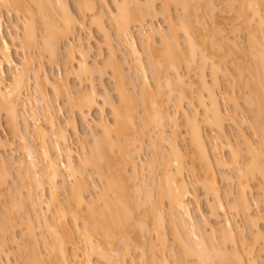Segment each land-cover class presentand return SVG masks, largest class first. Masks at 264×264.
I'll return each mask as SVG.
<instances>
[{"label": "bare ground", "instance_id": "1", "mask_svg": "<svg viewBox=\"0 0 264 264\" xmlns=\"http://www.w3.org/2000/svg\"><path fill=\"white\" fill-rule=\"evenodd\" d=\"M154 1L157 0H112L114 9L108 12V22L114 28L115 36L123 37L129 55L122 52L123 61L116 60L115 47L111 43L107 59L98 68L96 59L91 65L86 61L87 57H83L89 49L76 31L85 28L88 15L91 17L89 25L104 33V38L108 39L105 42L114 41L103 24L107 0H77V12L71 9L67 0H0L1 8L17 7L24 19L20 42V36L15 35L21 50V61L17 63L11 56V43L3 36L0 10V112L14 129L13 134L16 132L17 151L20 155L23 153V157L19 156L20 159L14 162L1 156L0 186L13 176L12 168L17 166L15 170L19 176L15 173L12 183H20L25 177L27 181L32 180L30 184H35L34 188L33 185L30 187L22 179L27 185L20 187L17 184V187L13 184L18 188L16 194L15 188L11 194L7 192L10 197L0 192V198L8 199L3 207L10 201L7 205L12 209L9 206L4 207L7 210L3 208L7 215H12L11 210L16 209L17 203L21 206V201L24 202L21 207H27L17 206L20 209L13 211L16 218L23 219L20 221L24 230L20 234L22 243L17 245L15 235L9 230L13 231L15 226L11 223L18 225V221L10 219L9 215L6 217L5 213L2 214L5 217H0V257H7L10 252L4 250L7 244H21L17 251L28 257L26 264H125L127 255L130 256L129 264H260L258 257L261 258L259 254L264 251L258 253L261 248L256 246L261 241L260 246L264 249V232L257 223L264 222V211L261 215V211L257 213L253 209L261 204L259 202H264V0H222L225 5L221 9L215 4L216 0H159V8L155 7ZM193 4L198 6L193 8ZM171 5L177 9L176 19L171 16ZM226 9L232 14V21L242 19L243 27L248 28L247 44L253 52L254 63H246L241 58L249 64L248 68L232 47L236 43L231 44L233 41L228 36L221 35V13ZM159 12L166 28L144 21L146 16L152 18ZM36 14L41 18L40 23ZM205 18L210 19L207 20L212 25L210 28ZM195 24L200 26L193 28ZM132 27L137 30L141 50L145 52L144 61L136 47ZM37 34L40 35L38 48L35 46ZM155 35L159 36L157 44L153 39ZM62 40L68 41L64 49L69 58L75 53L80 57L72 70L76 78L91 76L95 71L105 74L107 69L111 71L118 95L117 103L110 95L104 98L103 104L110 107L113 123L102 119L95 122L101 131L98 135L88 130L92 136L91 145H88V152L82 150L83 153L77 155L78 164L73 160L68 134L69 129L77 131L73 114L67 117L68 123L65 120L66 123L59 122L57 108L51 105L52 100L49 102L39 82L53 88L52 93L56 95L63 92L67 104L75 103L71 104V109L77 108V112L84 114L82 119L92 107L95 108L97 91L93 83H89V89L81 90V94L78 92L73 97L77 99L75 102L70 101L72 86L61 77L52 76L42 62L35 63V56L31 54L35 46L37 56L47 55L48 63L58 61L63 52ZM227 45L232 49H227ZM223 49L227 52L223 53ZM122 62L128 65L127 69L123 68ZM2 64L10 68L8 81L3 77ZM219 74L222 75L220 80ZM221 79L225 83L223 91L222 87L219 89L223 83ZM32 81L39 87L30 93ZM129 84L140 89L138 96L133 94L134 88ZM236 87H246L251 133L258 136L257 141L247 136L237 120ZM184 101L190 107L188 110L182 105ZM228 103H231L230 109L224 106ZM136 106L141 107L142 114L138 116H135ZM2 125L0 119L1 130ZM227 125L235 127V142L227 136ZM145 137L148 140L146 146L152 150L146 161L138 157L145 147ZM220 137L225 138L219 140ZM161 143L165 147L162 148ZM6 145H10L8 139L0 134V147ZM224 148L228 149L226 158L222 155ZM89 166L100 184L91 174L87 176L85 170ZM146 173L148 176L144 177ZM15 177L20 178V182L14 181ZM233 179L234 192L225 188ZM222 181L225 189L220 188ZM199 183L206 197H210L206 206L208 214L216 220L214 225L209 226L204 220L201 227L192 215V208L199 209V199L194 191L195 184ZM45 185L48 186L47 194L42 192ZM38 188L40 191L36 192ZM254 188L259 194L253 197L255 199L252 198ZM84 190L89 197L84 196ZM232 193L235 195L231 196ZM230 197H233L231 202L222 201ZM81 207L86 210V217L82 215ZM17 212L21 216L18 217ZM228 212L240 214L244 221L242 226L235 225ZM166 215L171 226L168 225L171 240L167 234ZM37 229L45 230L49 237L40 238L47 256L41 257L38 250ZM147 234L152 236L149 242ZM132 250L137 254L131 255ZM92 255L96 256L95 262L90 260Z\"/></svg>", "mask_w": 264, "mask_h": 264}, {"label": "rangeland", "instance_id": "2", "mask_svg": "<svg viewBox=\"0 0 264 264\" xmlns=\"http://www.w3.org/2000/svg\"><path fill=\"white\" fill-rule=\"evenodd\" d=\"M67 1H69L68 3H70L69 4V6L71 7V9H73V11L74 12H77V10H76V6H75V3H76V1L77 0H67ZM144 0H142V2H143ZM225 1V0H224ZM112 0H107V7H105L104 8V16H103V24L105 25V27L106 28H108L109 29V31H108V29H107V31L109 32V35H111L110 36V38L112 37V39H113V37H114V41L112 40L110 43H108V41H107V43L105 42V40L107 39H105L104 37V33L102 32H100V30L98 31L97 29H96V26H94V25H89L90 24V22H89V20H90V16H86L85 17V21H86V24H85V28L83 29H81V30H77L76 31V35L78 36V37H80V39H82L83 40V42H84V44H86V46L88 47V51H87V53H86V56H84L85 55V53H84V55H83V57L85 58V57H87V58H85L86 59V61L89 63V64H91V65H94L93 63H94V61L93 60H95L96 59V62H98V63H96V66H98V68H99V66L101 67L102 65H103V61H105V59H107V56L109 55L108 53H109V49H110V46L112 47V45H114L113 46V48L115 47V59L116 60H121V61H123V58H125L124 56H122V52H124V54H128L129 55V53L127 52V48H126V46H125V43H124V40H123V37L121 36V38H120V36L119 37H116L117 35L116 34H114V32L115 31H113L114 30V28L110 25V23L108 22L109 21V19H108V12H109V10H112V8H113V5H112ZM141 2V1H140ZM155 3V7H157V8H159V6H160V1L159 0H157V1H154ZM194 4L196 3V2H193ZM237 4H238V2H236ZM236 3H234V6L235 7H237V4ZM194 4H193V8L194 7H197V6H194ZM197 4V3H196ZM215 4H217V7L219 6V8L221 9L222 7H224V5H225V3L224 2H222V0H216L215 1ZM15 6V5H14ZM14 6H12V7H14ZM173 5H171L170 7V13H171V16L172 17H174V19H176L175 18V16H177V14H176V10L177 9H175V7L173 6ZM11 7V8H12ZM1 8V7H0ZM156 8V9H157ZM17 7H14V9L12 8V9H7V7H2L0 10H1V14H2V19H3V28H2V32H3V36L8 40V42H10L11 43V56H12V58L14 59V61L15 62H17V63H19V61H21L20 60V58H21V50H20V48H19V45H18V39H19V42H20V40H21V36H20V33H21V31H22V22L24 21V19H23V17H22V14H21V12H18L17 10ZM114 9V8H113ZM200 11H202L201 9H199ZM227 10V9H226ZM55 11H57L56 9H55ZM59 11V10H58ZM229 11V9L227 10V11H223L221 14H222V17H223V22H221V24H220V26L223 28V32L221 33V35H223V36H228L229 38H230V41H233V42H230L231 44L232 43H236L234 46H232V47H235V48H233V49H235V52H239L238 54H240L241 56H240V59L241 58H243L245 61H246V63L248 62V63H250V64H252V63H254V55H253V52H252V50H250L249 48H248V44H247V35H248V28L247 29H245L244 27H243V25L244 24H242L241 23V21H242V19H240V20H236V19H234L233 21L230 19L231 18V16H232V14L230 13V12H228ZM202 13H203V11H202ZM204 13H205V11H204ZM55 14H57V13H55ZM37 15V14H36ZM201 15H204V14H201ZM57 16V15H56ZM200 16V15H199ZM207 15H205V17H206ZM36 17V16H35ZM147 17V16H146ZM145 17V19L146 20H144L145 22L147 21V24L149 25V24H154L155 26L157 25V26H162L163 28H166L165 27V25H166V22L164 21V18H163V15L159 12V13H157L154 17H152V18H149V17H147L146 18ZM37 18H39V16L37 15ZM192 18V17H191ZM202 18L204 19V16H202ZM193 19V18H192ZM206 19V21L209 19H207V18H205ZM239 19V18H238ZM236 20V21H235ZM40 21H41V18H39V23H40ZM143 21V22H144ZM205 21V22H206ZM208 21H210V19L208 20ZM206 22L207 24H208V26L207 27H209L210 28V25H209V23L210 22ZM144 22V23H145ZM243 22V21H242ZM206 24V25H207ZM40 25L41 24H39L38 25V28L40 27ZM197 24H195V25H193V28H194V26H196ZM233 25H235V27L233 26ZM133 26H136V24L134 23L133 24ZM200 26V25H199ZM198 25L195 27V28H197V27H199ZM212 26V25H211ZM245 26V25H244ZM137 27V26H136ZM132 28H134L135 29V27H132ZM132 28H131V31H132ZM137 30L135 29V30H133L132 32H133V36L135 37V39H136V47H137V49L139 50L140 49V51H141V53L143 54H141V56H142V58L144 57L145 58V56H144V54H145V52H144V50H143V52H142V45H140L141 43L139 42L140 40L138 39V35H137V32H136ZM264 31V30H263ZM38 33L40 34V31H38ZM113 34V36H112V34ZM196 33V32H195ZM39 34H37V40H36V44L37 45H35L36 46V48H38V42H40V35ZM103 34V35H102ZM15 35H17V36H20L19 38H15L16 36ZM116 35V36H115ZM263 37H264V32H263ZM156 38V39H155ZM159 36L157 37V35H155L154 37H153V39H154V42H156V44L157 43H159ZM72 39H74V38H70L69 40H72ZM180 39H181V37H180ZM264 39V38H263ZM75 40V39H74ZM108 40V39H107ZM67 43H68V41L67 40H62L61 42H60V47H63L62 48V50H63V52L61 51V55H59V57H58V61L56 62V61H54V62H52V63H48V58H47V55H45V54H43V56H37V54H38V50L35 48V46L33 47L34 48V50H33V48H32V52H31V54L33 55V56H35L34 58H35V63H37V62H42L43 63V66H44V68L52 75V76H59V77H61L64 81H66V82H68L71 86H72V89H73V94H72V98L70 99V101L73 99L74 100V96H76L77 94H78V92L80 93L81 92V90H84V89H89V83H93V85H94V87H95V90L97 91V104H95L94 106H95V108L94 107H92L91 109H90V111H88V113L86 112L87 110H85L84 111V113H87V116H86V114H85V119H82L81 117H83L84 116V114H80V112L78 113L77 112V108H73V109H71V106L72 105H75V103L73 104V102L72 103H70V105L69 104H67V101H66V99H65V97L66 96H64V94H63V92H61V94H58V95H56L55 93H52V90H53V92H54V89L52 88V90L50 89V86L48 87L47 85H43V83L40 81L39 82V86L41 85L43 88H40L41 90H42V92L45 94V95H47V98H49L48 100H49V102L52 100V104L51 105H53L54 104V107L55 108H57V110H55L58 114H56V118L58 119V121L59 122H64V120L67 122V117H69V115H72V117H74V121H75V124H77V126H76V129H77V131L76 132H72V131H70L71 129H67L68 130V134H69V142H70V145H71V147H72V149H73V160H74V162H75V164H78L77 162H78V160L76 159L77 158V155L78 154H80V153H83L84 151V153H86V151L88 152V149H89V147H88V145H91L90 143V141H92L91 140V135H90V133H88V130L90 129L91 131H89V132H91V134H100L101 133V131H99L98 129L99 128H97L96 126H95V122H97V121H99L100 119H102V120H104V121H107L108 123L110 122L111 124L113 123V116H112V113H111V110H110V107H108V105L107 104H103L104 103V98L106 97V96H109V97H111V99L113 100V101H115V103H117L118 101H117V99H118V95L116 94V92H115V90H114V85H115V82L113 81L114 79L112 78V75H110L111 74V71H108L106 68V70L104 71V72H106L105 74L103 73V71L100 73H98V72H94V74L92 73V75L91 76H85V77H83V76H81V77H83V78H79V77H77L76 78V75H75V73H73V69H74V66H75V61H76V59L78 60V57H79V55L77 54V53H75V54H77V55H75V54H73V55H71L72 56V58H69V56H67L68 54H67V52H65V46L67 45ZM111 43H113L112 45H110ZM108 44V45H107ZM230 45V44H229ZM243 45H245V48H243L244 46ZM109 48H108V47ZM141 47V48H140ZM227 47H228V45H227ZM230 47V46H229ZM229 47L227 48V49H229ZM232 47H230L231 49H232ZM226 48V47H225ZM244 49H246L245 51H244ZM139 51V52H140ZM233 51V50H232ZM244 51V52H243ZM66 54H65V53ZM223 53L224 52H227V50H225V49H223V51H222ZM218 53V52H217ZM233 53V52H232ZM126 54V55H127ZM228 55L230 54V56H231V52H228L227 53ZM237 54V53H236ZM237 54V55H238ZM127 55V56H128ZM235 55V54H234ZM237 55H235V56H237ZM75 56V58H73ZM231 57H233V55L231 56ZM230 57V58H231ZM239 57V56H238ZM144 58H143V61H144ZM79 59H80V57H79ZM146 59V58H145ZM226 59H228V57L226 58ZM125 61L127 60V58L126 59H124ZM242 60V59H241ZM93 61V62H92ZM244 61V62H245ZM242 62H243V60H242ZM243 62V63H244ZM125 63V62H124ZM246 63H244V64H246ZM122 64H123V62H122ZM127 64H128V61H127ZM130 64H131V62H130ZM247 66V68L249 67V64H246ZM251 66V65H250ZM126 68L127 69V67H128V65H124L123 64V68ZM76 68V67H75ZM124 68V69H125ZM245 68V67H244ZM101 69V68H100ZM102 69H103V67H102ZM183 67H182V69H181V71H183ZM1 70H2V72H3V77H4V79H5V81L7 80L8 81V79H9V73L11 72L10 71V68L6 65V64H2V67H1ZM73 70V71H72ZM110 70V69H109ZM126 71V70H125ZM128 71V70H127ZM148 71V70H147ZM150 71V70H149ZM148 71V72H149ZM246 71V70H245ZM245 71H244V73H245ZM148 72H147V75H150L151 74V72H149L150 74H148ZM248 72V71H247ZM246 72V73H247ZM221 74H219L218 76H220ZM244 75H246V74H244ZM151 77V76H150ZM149 76H148V80L149 81H151V78H150ZM209 76H207L206 78H207V80L209 79L208 78ZM246 77H247V75H246ZM245 77V78H246ZM80 79V81H79V79ZM150 78V79H149ZM220 78H222V75H221V77H219V80H220ZM138 82H137V84L139 83V80H137ZM209 81V80H208ZM221 81H222V79H221ZM223 82V81H222ZM41 83V84H40ZM151 83H152V81H151ZM219 83H221V82H219ZM224 83V82H223ZM223 83H221V86H220V88L219 89H221V87H222V91L224 90V88H223V86L222 85H225V83L223 84ZM130 86H132V84H129ZM128 85V86H129ZM31 86V87H30ZM29 87V92L30 93H32L33 91L32 90H34V88L37 90V88L39 87H35V84H33V81H32V84L30 85ZM40 86V87H41ZM128 87V89L130 88V90H131V87ZM137 86V85H136ZM139 86H140V83H139ZM133 87V86H132ZM134 88V87H133ZM246 87H236L235 88V90H234V94H235V96H236V98H237V101H238V105H239V109H238V112H237V120L239 121V123H240V125L244 128V130H245V133L247 134V136H250V138H252L253 139V141H257V140H255V139H257L258 138V136H255L254 137V135H252L253 133H251V130H252V128L250 127V122H251V119H250V117H251V113L249 112V108H250V106L248 105V104H246ZM137 89H138V91H137ZM137 89H136V87L134 88V89H132L133 91V94H136L137 95V93L139 92V88L137 87ZM129 90V91H130ZM220 90V91H221ZM32 91V92H31ZM58 91V90H57ZM56 92V91H55ZM131 92V91H130ZM248 92V91H247ZM57 93H59V92H57ZM83 93V92H82ZM55 94V95H54ZM81 94V93H80ZM256 94V93H255ZM138 95H139V93H138ZM137 95V96H138ZM136 97V96H135ZM67 98V97H66ZM76 98V97H75ZM139 98V97H138ZM51 99V100H50ZM67 100H69V99H67ZM75 100H77V99H75ZM75 100H74V102H75ZM139 101V100H138ZM72 104V105H71ZM187 103H185V101L184 102H182V105L184 106V108L185 109H187L188 110V105H186ZM60 106V108H58L59 106ZM98 107H97V106ZM107 105V106H106ZM26 106H28V103L26 104ZM70 106V107H69ZM224 106H226L227 108H229L230 109V107H231V103L229 104L228 103V105L226 104V105H224ZM249 106V107H248ZM74 107V106H73ZM137 107V106H136ZM190 108V107H189ZM54 109V108H53ZM58 109H59V112H58ZM140 110H141V107H137V110H135V116H138V115H140V114H142L141 112H140ZM190 110V109H189ZM251 110V109H250ZM54 111V112H55ZM2 112V111H1ZM0 112V119H1V122H2V130L0 131L1 133V135L5 138V139H8V144H10V145H6V146H2V147H0V160H1V156H2V158L4 157L6 160H8V158H11V159H9L10 161L11 160H13L12 162H14V160H16L17 158H19L20 159V157L19 156H22L23 155V153L21 152V155H20V151L18 152L17 151V147L19 146V140H18V138H15V133L13 134V128H11L10 127V125L9 124H7L8 122H7V120H6V118H5V114L3 115V112L1 113ZM55 112V113H56ZM2 117V118H1ZM72 117L70 116V119H72ZM84 118V117H83ZM67 119V120H66ZM31 120V119H30ZM43 120H41V122H42ZM70 121V120H69ZM182 120L181 119H179V122H181ZM261 121H262V119H261ZM62 122V123H63ZM66 122H64V123H66ZM31 123V122H30ZM43 123V122H42ZM68 123V122H67ZM109 123V124H110ZM180 126H183V125H181V123H180ZM68 127V126H67ZM70 127V126H69ZM68 127V128H69ZM181 129H182V127H181ZM225 131H226V133L228 134L227 136L229 137V140H233L234 141V139L236 138V134H235V127H233L232 125H227L226 127H225ZM212 134H214V135H216L215 133H212ZM94 136V135H93ZM225 137H220L219 138V140H223ZM145 142L146 143H144L145 145V147L142 149V151H141V153L140 154H138L139 156V159H142V158H144V159H142V160H144V161H146V158L149 156V155H151V148L150 147H148V146H146V144H148L147 143V138L145 137ZM84 141V142H83ZM230 141V142H231ZM232 141V142H233ZM231 142V143H232ZM235 142V141H234ZM163 143V142H162ZM161 143V144H162ZM160 144V145H161ZM164 145V146H163ZM37 147V146H36ZM88 147V148H87ZM161 147L163 148V147H165V144H162L161 145ZM12 148H14V150H12ZM83 148V149H82ZM85 149V150H84ZM12 150V151H11ZM82 150H83V152H82ZM228 149H226V148H224V149H222V155L223 156H225V158L226 157H228L229 156V154H228V151H227ZM6 156V157H5ZM23 157V156H22ZM21 157V158H22ZM13 158V159H12ZM148 158H150V157H148ZM148 160V159H147ZM2 161V160H1ZM16 162V161H15ZM17 166V165H16ZM18 167V166H17ZM17 167L15 168H10L12 171H11V173H12V175L13 176H11V175H8V176H11L10 178L8 177H6L7 179H6V182L4 183L5 185L2 187V186H0V192H1V194L2 195H4L3 193H7V192H10V194H11V192H13V191H11V190H13L14 188H15V190L16 189H18L17 187V184L21 187V184H24L23 185V187L25 186V185H27V184H25L26 182H31V181H27V179H24V178H22V179H24L25 181L23 182V180L21 179L20 181H19V179L17 178L18 176H19V174L17 173V171L15 170V169H17ZM105 166H103V168H104ZM87 168H88V170H87ZM86 168V170H85V172L87 173V176H89L90 174V176L92 177L93 176V179H95L96 180V176L94 175V173L92 174V172H94V171H92L90 168H92V167H87ZM16 172H15V171ZM14 171V172H13ZM9 172H10V170H9ZM145 172V171H144ZM198 172H200V170H198ZM10 173V174H11ZM15 173L17 174V177H15L16 178V180H14V181H18V182H20V183H12L13 181H12V177H14V175H15ZM89 174V175H88ZM23 174H21L20 176H22ZM145 176L144 177H146V175H147V173L146 174H144ZM148 176V175H147ZM27 177V176H26ZM89 178V179H92V178ZM96 177V178H95ZM29 178V177H28ZM148 178V177H147ZM235 178V177H234ZM18 179V180H17ZM98 180V179H97ZM96 180V181H97ZM235 179H233L232 180V184L230 183V182H228V184L230 183V185H229V187H228V184H227V186L225 185V183L222 181L219 185L221 186L220 188L221 189H225V188H227V189H229V188H231V190H233V192H234V189H236L235 188V186L233 187V182H235L234 181ZM8 181V182H7ZM71 181V180H70ZM69 181V182H70ZM91 181V180H90ZM23 182V183H22ZM95 182V181H94ZM100 182L101 181H97V183L98 184H100ZM97 183H95L96 185H97ZM7 184V185H6ZM13 184L14 185H16L17 187H13ZM30 184V183H29ZM34 184V183H33ZM32 183L29 185L30 187H32V185H33ZM58 184V183H57ZM69 184H71V183H69ZM102 184V183H101ZM35 185V184H34ZM34 185H33V188H34ZM196 186H194V191H195V194L197 195V197H198V199H199V203H198V207H199V209L198 208H192V215H193V217H194V220L196 221V222H198V223H200L199 225L202 227V222L204 221V220H207V222H209L208 223V225L210 226L211 224H213L214 225V223H215V218H213V216H210L209 214H208V207L206 206L207 205V198H210L209 196H207L206 197V195L204 194V190H203V187L200 185V183L199 184H195ZM223 185V186H222ZM100 186V185H99ZM226 186V187H225ZM22 187V188H23ZM27 187V186H26ZM26 187L24 188V189H26ZM225 187V188H224ZM13 188V189H12ZM29 188V187H28ZM46 188V189H45ZM23 189V190H24ZM36 189V188H35ZM47 189H48V186L46 187V185L44 186V188H43V190L44 191H42L43 192V194L44 193H46L47 192ZM14 190V194H16V192H17V190L15 191ZM23 190H20L19 192H23ZM90 190H91V192H93L92 191V189L90 188ZM254 192H253V194L254 195H252V198L253 197H255V196H257V194L258 193H256L257 191V189L256 188H254ZM36 191V190H35ZM40 190H39V188H38V191H36V192H39ZM87 191L88 192H90L89 191V189H87ZM3 192V193H2ZM84 192V196H87V197H89L88 195H90L88 192H85V190L83 191ZM90 192V193H91ZM131 192H133V191H131ZM131 192H130V194H131ZM48 193V192H47ZM46 193V194H47ZM87 193V194H86ZM134 193V192H133ZM154 193H155V190H154ZM8 194V193H7ZM6 194V196H8L9 195V197H10V194H8L7 195ZM18 194V193H17ZM25 193L23 192V195H24ZM45 194V195H46ZM60 194H61V197H65L64 196V194L62 195V192H61V190H60ZM1 195V196H2ZM232 195H235V194H231V196ZM5 196V195H4ZM258 196H259V194H258ZM257 196V197H258ZM59 197H60V195H59ZM60 197V200H62V201H64L62 198ZM87 197H85L86 199H87ZM224 197V196H223ZM8 198V197H7ZM232 198L233 197H230V198H221L222 199V201L223 202H231L232 201ZM256 198V197H255ZM255 198H253V199H255ZM10 199V198H9ZM65 199V198H64ZM230 199H231V201H230ZM8 200V199H7ZM6 199H5V201H7ZM225 200H227V201H225ZM4 201V197L2 196V198H0V217L1 216H3L2 214H6V210H7V208H4V207H10V205H7V203H9L10 201H8L6 204H5V206L3 207V205H4V203H5V201ZM61 201V202H62ZM65 203H66V201H64ZM21 203V206H22V203H23V205H24V202L23 201H21L20 202ZM63 203V202H62ZM65 203H63V204H65ZM259 203H261V204H257L255 207L256 208H254L253 209V211L254 212H256L257 211V213L258 212H260L261 211V215H262V213H263V211H264V202L262 201V202H259ZM200 204V205H199ZM25 205H27V203L25 204ZM28 205H29V203H28ZM17 206H20V204L18 205V203H17ZM17 206H16V209H20V208H22V209H27V207L25 208L24 206L23 207H21L20 206V208H17ZM30 206V205H29ZM28 206V208H30ZM43 207H44V205H42ZM85 206V205H84ZM164 206L166 207V205L164 204ZM2 207V208H1ZM8 207V208H9ZM193 207V206H192ZM6 209L5 211H4V209ZM11 208V207H10ZM15 208V207H14ZM84 207H81V213H82V215L83 216H87L86 214V210L85 209H83ZM3 209V211L4 212H2L1 210ZM12 209V208H11ZM16 209H14L13 211L15 212V210ZM166 209V208H165ZM9 211V210H8ZM12 210H11V212H10V214L12 213V215H9V217H12V218H10V219H13L14 221H18V225L16 226L14 223H11V224H13V226H15L14 227V229H13V231L12 230H9V228H8V230L11 232V234L12 235H15V238H16V240H17V242H16V245H17V243H22V242H20V238H22V236L20 235L21 234V232H22V230H23V227L21 226L22 224H21V220H23L22 218H21V220L19 219L20 217L19 216H21V215H19L18 214V212L19 213H21L20 212V210L17 212V215H18V217L19 218H16V214L13 212ZM17 211V210H16ZM21 211H23V210H21ZM26 211V210H25ZM134 211H135V213H136V211L137 210H135L134 209ZM232 213H233V211H231ZM231 212H228L227 213V215H228V217H230V219L232 220V222L235 224H238V226L239 225H241L242 224V222L244 223V221H241V220H243L242 218L243 217H240V214H238V215H236L235 213V215L233 214H231ZM14 213V214H13ZM23 213H25L24 211L22 212V214ZM134 213V212H133ZM134 213V214H135ZM257 213H256V215H257ZM4 214V215H5ZM255 213H253V215H254ZM8 215L6 214L5 216L6 217H8ZM264 215V214H263ZM5 216H3V217H5ZM14 217H15V219H14ZM23 217V216H22ZM84 217V218H85ZM4 219V218H3ZM0 220H2V218L0 219ZM12 220V221H13ZM67 220L68 221H70V219H69V217L67 218ZM219 220V219H218ZM168 222V216L166 215L165 216V223L167 224L166 225V228H167V234H168V232L169 231H171V229H169L168 228V225H169V223H167ZM0 223L2 224V221H0ZM19 223H20V225H19ZM33 223H34V221H33ZM264 222L263 221H258V225H259V228L261 229V231H263L264 232V224H263ZM0 224V225H1ZM235 224V225H236ZM24 225V224H23ZM205 225V224H204ZM20 226H21V228H20ZM170 226V225H169ZM242 226V225H241ZM170 228H171V226H170ZM205 228L207 229L208 228V226H205ZM11 229V228H10ZM34 229H35V227H34ZM39 230V232H37ZM0 231H1V229H0ZM9 231H7V233L9 232ZM208 231V230H207ZM238 231V230H237ZM9 232V233H10ZM37 232V234L38 235H36V236H39V244H38V246H39V248H38V250L40 251V255H41V257H42V255L43 256H47V254H46V251H45V248H44V245H43V243H42V238L41 237H44V235H45V237L47 238L48 236L46 235V232H45V230H42L41 231V229H37V230H35V233ZM43 232H45L44 234H41V233H43ZM23 233H24V230H23ZM171 232H169V234H170ZM209 233V231L207 232V234ZM168 234V235H169ZM206 234V233H205ZM238 234V233H237ZM236 234V235H237ZM10 235V234H9ZM149 234H147V237H148V239H147V241L149 240V241H151L150 239H151V234L148 236ZM169 237V239L171 240V236L169 235L168 236ZM238 237V236H237ZM41 238V239H40ZM48 239H49V237H48ZM148 241V242H149ZM251 242V241H250ZM261 241H259V242H257V244H258V246H256L257 244H255V246L256 247H259V248H261L260 249V251L258 252L257 250H259V249H257L256 250V252H258V253H261L262 251H264V249L262 248L263 246H260V243ZM16 245H14V244H7V247L6 246H4V250H6V251H10L9 253H7L8 255H7V257H5L4 255H2L1 257H0V264H26V257L25 256H22V254H23V252H21L20 254H19V252L17 251V249L19 250V246L21 245V244H19V246H16ZM18 247V248H17ZM7 248V249H6ZM44 248V249H43ZM71 248H69L68 247V250H69V252L71 251L70 250ZM263 249V250H262ZM44 250V251H43ZM133 251V250H132ZM132 251H130V252H132ZM42 252V253H41ZM45 252V253H44ZM264 253V252H263ZM263 253H261V254H259V256L261 255V258L260 257H258L259 259H258V262L260 261V264H264V256H263ZM45 254V255H44ZM133 254H137L135 251H133V253L131 254V255H133ZM1 255V254H0ZM95 258H96V256L95 255H92L91 257H90V260L91 261H94L95 260ZM129 258H130V256H126L125 257V264L127 263V264H129ZM27 259H28V257H27ZM45 260L47 259V257H45L44 258ZM42 261V260H41ZM46 261H48V260H46ZM27 262H28V260H27ZM30 262V261H29ZM43 262V261H42ZM41 262V263H42ZM95 262V261H94ZM40 263V262H39ZM45 263H47V262H45ZM28 264V263H27Z\"/></svg>", "mask_w": 264, "mask_h": 264}]
</instances>
